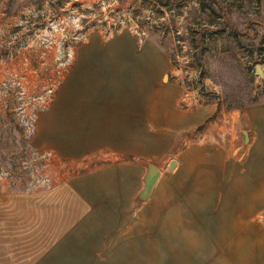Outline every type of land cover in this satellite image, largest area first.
I'll return each mask as SVG.
<instances>
[{"label": "rangeland", "instance_id": "1", "mask_svg": "<svg viewBox=\"0 0 264 264\" xmlns=\"http://www.w3.org/2000/svg\"><path fill=\"white\" fill-rule=\"evenodd\" d=\"M122 31L139 46L154 41L169 56L164 82L181 86L183 109L217 107L181 133L161 164L150 162L161 176L147 200L135 199V216L148 204L149 264H264V234L229 238L224 245L215 239L208 253L196 234L206 226V146L229 148L232 157L249 161V131L223 110L264 102V78L256 71L257 64L264 68V0H0V194L46 191L84 170L35 145L39 116L65 85L76 47L91 34L108 38ZM49 86L54 93L42 99ZM190 143L197 147L198 165L185 158L188 173L176 171L177 164L170 170ZM222 193L214 191L218 199ZM254 221L264 231V209Z\"/></svg>", "mask_w": 264, "mask_h": 264}, {"label": "crops", "instance_id": "2", "mask_svg": "<svg viewBox=\"0 0 264 264\" xmlns=\"http://www.w3.org/2000/svg\"><path fill=\"white\" fill-rule=\"evenodd\" d=\"M171 66L154 41L139 46L127 31L94 33L76 47L65 85L39 116L34 142L84 170L46 191L0 194V264H149L146 204L135 216L147 164H161L183 131L217 110L215 104L209 112L183 109L181 86L164 82ZM223 112L249 131V161L206 146V226L196 234L207 253L215 239L224 245L264 234L252 222L264 209V102ZM196 152L191 143L181 150L176 171L196 167Z\"/></svg>", "mask_w": 264, "mask_h": 264}, {"label": "water", "instance_id": "3", "mask_svg": "<svg viewBox=\"0 0 264 264\" xmlns=\"http://www.w3.org/2000/svg\"><path fill=\"white\" fill-rule=\"evenodd\" d=\"M256 71H257V74H259L262 78H264V68L261 64L256 65ZM176 164H177V161L172 160L169 165V169L173 170ZM161 173H162L161 169L156 164L154 163L147 164V172L144 177V186L137 195L139 200L145 201L151 196L153 189L155 187V184L157 183L158 179L161 176Z\"/></svg>", "mask_w": 264, "mask_h": 264}, {"label": "built area", "instance_id": "4", "mask_svg": "<svg viewBox=\"0 0 264 264\" xmlns=\"http://www.w3.org/2000/svg\"><path fill=\"white\" fill-rule=\"evenodd\" d=\"M71 57H72V53H69L68 54V62L71 60ZM66 64V63H65ZM55 86H49L47 89H46V92L44 95L41 96L42 99H45L46 97L48 96H51L53 93H54V90H55ZM28 125V123H27ZM29 128L31 129L32 132H34V128L35 126L33 124H30L29 125Z\"/></svg>", "mask_w": 264, "mask_h": 264}, {"label": "trees", "instance_id": "5", "mask_svg": "<svg viewBox=\"0 0 264 264\" xmlns=\"http://www.w3.org/2000/svg\"><path fill=\"white\" fill-rule=\"evenodd\" d=\"M202 5H203L204 8L206 7V3H205V4L202 3ZM225 105H226V104H225ZM232 107H233V106L230 105V104H227V105H226V108H227V109H230V108H232ZM236 107H240V106H236Z\"/></svg>", "mask_w": 264, "mask_h": 264}]
</instances>
